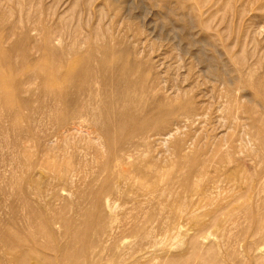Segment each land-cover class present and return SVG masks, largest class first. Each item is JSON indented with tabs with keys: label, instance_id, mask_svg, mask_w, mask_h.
Wrapping results in <instances>:
<instances>
[{
	"label": "rangeland",
	"instance_id": "rangeland-1",
	"mask_svg": "<svg viewBox=\"0 0 264 264\" xmlns=\"http://www.w3.org/2000/svg\"><path fill=\"white\" fill-rule=\"evenodd\" d=\"M106 44L140 63L128 68L132 82L146 76L132 112L148 128L105 142L90 114L59 130L65 103L37 78L17 94L28 110L0 101V261L83 247L87 264H264V0H0L7 76L61 71L59 55L98 68ZM174 93L178 120L155 123Z\"/></svg>",
	"mask_w": 264,
	"mask_h": 264
},
{
	"label": "bare ground",
	"instance_id": "bare-ground-1",
	"mask_svg": "<svg viewBox=\"0 0 264 264\" xmlns=\"http://www.w3.org/2000/svg\"><path fill=\"white\" fill-rule=\"evenodd\" d=\"M197 8L198 7H196L195 5V9ZM197 13L199 14V12ZM184 37H186V35ZM45 38H46L45 43H49L53 39L49 33L45 34ZM98 49L100 56L97 57V59L96 58L94 59L98 65V68H95L97 66L94 67L92 64L89 63L90 61L89 58L86 60L77 61L75 63V62H69L63 59L62 55H59L56 59H54L55 60L54 66H57V68L62 67L61 71L57 69L44 70L40 67L29 69L28 67H26L25 64H21L22 69L24 67V69L26 70L24 71V73H29V71H31L32 73V75L28 74V76L24 78L19 76L17 77V72L15 74L13 73V71H16L15 64L10 58L7 59L6 67L7 69L11 70V73H13V75L7 76L3 74L4 72H0V86H1L0 88H2V90L0 91V101L5 105L3 109H6V111L10 110L13 113L12 115L14 116H17L18 114H21V112L28 110L29 101L27 102L20 99L18 100L17 94L19 93L20 95L21 90L22 92H28L30 85H33L32 83H34L33 82L35 81L34 79L37 78V80L38 79L40 80L39 84H37L39 86L38 89H40L43 95H46L53 102L55 101L54 103L56 102L58 103V101L61 100L64 101L65 103L64 105L65 107H63L64 110L62 111L61 109V113L63 116L61 115L60 117H56L57 109L53 107V109L51 110L52 111L51 114H53L54 112L56 113V116L53 115L52 117H56L54 118L55 120L53 119L55 121V123L54 122L53 123L56 124V127H58V129L59 126L61 127L63 125H66L67 123L74 122L75 120L80 119L83 115L89 116L91 114L90 116L92 117V119L97 121L95 125L99 127L101 133L106 136V139L103 137L105 139V142L107 140L110 143L116 141L117 143H119L124 137H127L129 135L128 132L130 131L134 133L136 132L138 133L140 131L144 132L146 128H148V122L145 119L136 120L137 119L136 116L138 114L137 113L133 114L132 108L135 105L138 106V104H140L139 102H141L140 101L141 96L145 92L144 89L145 84L143 83H145L144 81L146 76L141 74L142 73L141 72L140 79L138 80V82H135L136 81L135 78L134 79L135 83H134L130 80L131 76L129 78L128 75V71H129L128 68H131L132 66L137 67L140 63L136 62L132 64L128 60L126 49H115L113 46L107 44L102 45ZM62 52L63 51L61 50L58 52V54H62ZM116 69L118 71L117 74H113L114 71L116 73ZM99 70L103 71V73L104 71H106L109 74L104 73L103 75H99L97 74ZM135 71L136 70H134V72ZM40 72L42 73V75L39 74ZM74 79H76V81ZM73 80L75 81L74 84L72 83ZM70 83H72L74 87L72 86L73 89L68 91V88L65 87L70 86ZM178 95L175 94V96H173L174 99H168L166 97L162 103L156 104L155 109L153 110V116L151 118L154 119L153 121L155 123L159 122L160 124H164L165 120H167V118L170 117L175 118V121L178 120L179 118L178 111L182 107L181 102L178 105V108L173 106L174 102H178L177 100L179 99ZM80 97L83 98L82 101H80L81 100ZM93 101L95 102V105L92 104ZM184 106L185 105H183V107ZM4 113L6 112L4 111ZM9 115L7 116L5 115V116L8 117ZM12 120L14 121L13 118ZM65 129L67 131V128ZM84 234L85 233H79L77 234L78 236H76V238H81ZM1 237L2 238L0 239V241L2 243V246L8 245L10 243L9 241L10 235L8 232ZM38 248L35 247L33 249L34 251H36L38 250ZM81 248L82 250H78L77 252H70L71 254H69V256L67 255L65 260L63 259L64 261H61L59 258L58 259L60 261H57L56 258L53 259L55 256L54 257L51 256V258L50 257L42 258L40 264H87V260L85 259L86 255L83 251L84 248L83 247ZM29 249L31 250H28L25 247V249L22 250L23 251L22 254H19V256L12 263L2 258L0 264H32L30 263L28 252H32L33 250L32 248ZM6 250H8V248ZM38 255L36 253V256ZM41 257H43V255ZM173 264H186V263L173 262Z\"/></svg>",
	"mask_w": 264,
	"mask_h": 264
}]
</instances>
